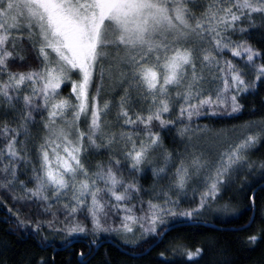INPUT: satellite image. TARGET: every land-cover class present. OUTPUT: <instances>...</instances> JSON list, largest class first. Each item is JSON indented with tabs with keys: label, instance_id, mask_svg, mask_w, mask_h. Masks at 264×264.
<instances>
[{
	"label": "snow or ice",
	"instance_id": "1",
	"mask_svg": "<svg viewBox=\"0 0 264 264\" xmlns=\"http://www.w3.org/2000/svg\"><path fill=\"white\" fill-rule=\"evenodd\" d=\"M257 14L264 16V0H0V189L18 188L14 201L31 202L51 216L33 222L9 208L17 227L34 234L46 227L64 237L66 249L81 235L97 246H103L101 233L116 236L131 259H142L155 238L206 212L227 219L254 211L264 200V184L248 177L264 178V159H251L264 143V120L255 132L254 122L242 126L214 161L192 140L212 132L207 124L193 127L194 119L234 117L244 95L264 84V49L235 38L249 31L242 25ZM25 40L30 47L17 50ZM33 51L37 66L12 70ZM106 81L110 91L123 89L115 102L104 96ZM114 103L118 132L107 120ZM177 124L182 152L167 148L163 136ZM103 151L107 163L90 167L85 156ZM30 162V181L20 180V164ZM147 169L150 190L140 183ZM189 190L195 206L182 208ZM258 240L251 235L247 243ZM181 250L190 260L202 255L201 248H174ZM76 255L83 264L85 252ZM213 264L233 261L219 250Z\"/></svg>",
	"mask_w": 264,
	"mask_h": 264
},
{
	"label": "trees",
	"instance_id": "2",
	"mask_svg": "<svg viewBox=\"0 0 264 264\" xmlns=\"http://www.w3.org/2000/svg\"><path fill=\"white\" fill-rule=\"evenodd\" d=\"M248 28L249 31L241 37L238 33L236 39H246L257 49H264V16L255 15L250 25L246 19L242 25ZM30 45L25 40L23 44L18 42V49L29 48ZM225 58L236 60L237 63L242 64L238 58L231 57L229 52H225ZM36 52L29 53V59L23 64L19 61L12 63L13 71H26L29 67H35L39 61L36 60ZM248 78H252V73H248ZM98 82V81H97ZM95 85L93 86V92ZM64 93V92H63ZM64 96H67L64 93ZM136 96V93H133ZM241 103L244 105L240 113L235 114L234 117H222L207 119L204 117L194 119L193 127L196 125H209L212 129L211 133H221L222 136H239V130L248 122H254V127L250 131H258L264 120V84L258 85L254 91L245 94ZM137 108L147 105L137 103ZM165 118H169L167 115ZM172 118H175L173 113ZM39 121V117H37ZM182 125L177 124L170 130L163 133L165 145L173 151H183L184 144L181 143L180 137L177 135V129ZM237 131H233V129ZM34 127L33 132L35 133ZM20 139H23L21 137ZM4 141L0 139V146ZM34 153L32 159H34ZM93 159L94 164L98 161L107 163L108 156H97ZM251 159L259 162L264 159V143L258 145L257 149L251 153ZM33 164L30 162L27 169L22 172L23 163L20 164L19 179L23 181H30L32 176ZM93 167L94 166H90ZM243 179L241 177L236 179L227 192H225V199L232 195L239 187ZM249 181L264 184V178L258 174L248 177ZM153 177L150 169L140 177V183L146 190H150L153 185ZM161 184H167L168 181H160ZM28 187H33L31 182ZM13 194H20L17 188L16 192L0 189V264H39L41 259L52 260L54 258L55 264H78L80 257L77 253L83 251L86 256L83 264H213L219 258V250H223L226 256L233 261V264H264V200H258L254 211L245 210L242 215L236 217H229L227 219H217L214 215H209L207 212L197 221H189L188 223L179 224L174 230L167 232L160 240L156 239V246L147 251L143 258L131 259L132 253L126 247H123L116 236H107L104 233L100 234V239L103 241V246L90 244L91 236H78L72 247L64 248L62 235L50 232L46 227L39 233L34 234L31 228L25 230L17 227V218L8 211L12 208L13 211L19 210L21 219H29L35 222L37 219H51V216H43L42 211L37 205L28 201H14ZM193 193L188 191L187 197L181 204L182 208L195 206L193 201ZM198 199V193L196 194ZM147 200L148 196L145 195ZM239 199V197L237 198ZM247 203V201H244ZM58 207V206H57ZM56 211V208H53ZM59 218L63 219V213H59ZM83 220V217L81 216ZM118 222V217H117ZM111 223V220L109 221ZM88 226L91 227L90 221ZM251 235L259 237L255 245L247 243V238ZM47 236V240L44 237ZM159 240V241H158ZM210 244L215 245L210 250ZM177 245H184L188 251L193 253L197 248L202 249V255L188 259L186 254L174 251ZM143 248L148 245L144 244ZM142 250V249H141ZM128 252V254H125ZM160 253L165 254V258H161Z\"/></svg>",
	"mask_w": 264,
	"mask_h": 264
},
{
	"label": "rangeland",
	"instance_id": "3",
	"mask_svg": "<svg viewBox=\"0 0 264 264\" xmlns=\"http://www.w3.org/2000/svg\"><path fill=\"white\" fill-rule=\"evenodd\" d=\"M70 91H71V85L70 84H68L67 86H65L63 88V92L66 93L67 96L69 95ZM122 92H123L122 88H116L115 91H110L108 82L107 81L105 82V93H104L105 98H107V96H111L115 102L116 100H118L119 95L122 94ZM64 93H62V94L64 95ZM117 110L118 109L115 107V103H114L112 110L108 114L107 120H109L111 122L110 123V130H115L118 132L119 126L115 120V115H116ZM81 126L86 127V125H84V124H82ZM215 134L216 133L204 135V136H201L199 138H194L192 140V144L195 145L196 150L198 152H203L205 158L209 161H214L217 159L218 153L221 150H223L224 147L227 146L226 141H233L238 137V136H230V138H228L227 136L220 135L219 139H217V138H215ZM118 149H119V146H117L113 151H115L117 154H119ZM101 153L103 155L108 156L107 151H103ZM101 153L98 155L95 153H93L92 155H87V156H85V161L89 164V166H94L96 163L94 164L93 159H97L96 157L99 155L101 156ZM121 159H122V157H121ZM27 166H29V163L27 165H25L23 163L22 172L27 169ZM208 214L213 215L210 213H208Z\"/></svg>",
	"mask_w": 264,
	"mask_h": 264
},
{
	"label": "water",
	"instance_id": "4",
	"mask_svg": "<svg viewBox=\"0 0 264 264\" xmlns=\"http://www.w3.org/2000/svg\"><path fill=\"white\" fill-rule=\"evenodd\" d=\"M160 239H161V237L159 238V240H160ZM159 240H158V241H159Z\"/></svg>",
	"mask_w": 264,
	"mask_h": 264
}]
</instances>
